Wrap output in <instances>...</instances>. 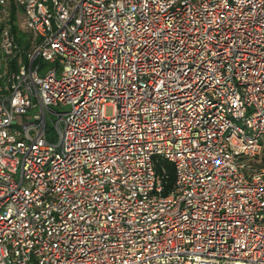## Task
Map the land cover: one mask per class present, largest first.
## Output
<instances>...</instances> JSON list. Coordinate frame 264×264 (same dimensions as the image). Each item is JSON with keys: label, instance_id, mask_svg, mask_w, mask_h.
<instances>
[{"label": "built area", "instance_id": "2783aa9c", "mask_svg": "<svg viewBox=\"0 0 264 264\" xmlns=\"http://www.w3.org/2000/svg\"><path fill=\"white\" fill-rule=\"evenodd\" d=\"M263 140L264 0H0V264H264Z\"/></svg>", "mask_w": 264, "mask_h": 264}, {"label": "trees", "instance_id": "16d2710c", "mask_svg": "<svg viewBox=\"0 0 264 264\" xmlns=\"http://www.w3.org/2000/svg\"><path fill=\"white\" fill-rule=\"evenodd\" d=\"M16 41L21 48H27L26 36L20 33L15 27L12 28ZM155 171L163 187V195H169L175 183V169L170 162L157 160L155 162Z\"/></svg>", "mask_w": 264, "mask_h": 264}, {"label": "rangeland", "instance_id": "374dc122", "mask_svg": "<svg viewBox=\"0 0 264 264\" xmlns=\"http://www.w3.org/2000/svg\"><path fill=\"white\" fill-rule=\"evenodd\" d=\"M43 68L46 71L51 68V64L44 63ZM50 109H51V113L49 114V116H46V130H47L48 138L51 140L52 138L55 137L54 123L57 120L56 114H63V113L69 112L70 106L69 105L51 106ZM37 113H38V110H32L28 112V115H27L28 120H26L25 123H23V125L21 126L22 129L34 122L33 117ZM104 113L107 117H111L114 114V108L111 106L106 107L104 110ZM262 144L264 146V140L262 141Z\"/></svg>", "mask_w": 264, "mask_h": 264}]
</instances>
